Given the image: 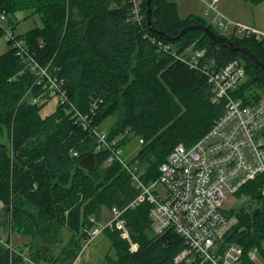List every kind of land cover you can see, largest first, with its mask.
<instances>
[{"label": "trees", "instance_id": "1", "mask_svg": "<svg viewBox=\"0 0 264 264\" xmlns=\"http://www.w3.org/2000/svg\"><path fill=\"white\" fill-rule=\"evenodd\" d=\"M142 6L146 20L140 24L131 16L129 0H0V13L10 16L31 9L42 16V27L16 37L25 38L34 57L50 65L52 75L65 80L70 100L81 110L89 111L92 99H102L95 124L120 116L108 130L110 139L123 146L126 135H140L144 141L130 165L137 166L142 181L150 184L178 144L196 143L225 110V102L215 99L207 75L184 58L188 49L204 50L199 65L211 59L216 66L235 58L244 61L247 78L234 90V96L249 103L264 97V67L248 54L231 50L202 29L176 36L188 25L203 23L235 44L249 47L263 63L264 41L222 34L201 15L182 18L175 1L152 0V25L175 37L168 40L148 25L147 0H142ZM4 36L5 28L0 25V38ZM158 40L170 44L171 49L159 51ZM8 45L0 55V134L5 129L8 132V142L0 141V200L6 216L12 213V228H45L52 235L64 228L71 231L69 242L74 247L64 263L73 264L86 229L93 227L90 217L99 218L104 207L125 208L141 189L123 163L109 161V151L96 148L94 134L72 118L68 105L59 104L54 112L43 115L38 107L43 104L23 97L28 86L31 96L38 95L41 87L35 84L28 61L17 55L11 41ZM262 180L258 176L236 194L249 195L261 206L252 211L242 209L238 221L224 235L226 243L243 246L241 264H255L248 254L254 247L264 260ZM151 208L145 200L124 211L136 251L119 229H105L117 255L107 256L111 264H174V257L185 247L183 237L173 228L155 235ZM41 249L37 248L32 258L50 260L44 255L47 248ZM17 258L14 264H23V257ZM7 261L8 253L0 246V264ZM47 262L58 264L59 260Z\"/></svg>", "mask_w": 264, "mask_h": 264}, {"label": "built area", "instance_id": "2", "mask_svg": "<svg viewBox=\"0 0 264 264\" xmlns=\"http://www.w3.org/2000/svg\"><path fill=\"white\" fill-rule=\"evenodd\" d=\"M129 1L133 20L139 24L145 21L142 0ZM202 1L207 4V13L210 14L211 10L214 12L213 21L224 30L235 26L233 33H244L245 36L264 41V34L238 24L221 13L217 6L220 0ZM0 16L8 18L5 12ZM0 25L3 27L1 22ZM5 36L11 41L17 55L28 61L35 75V84L41 87L40 93L31 96L30 100L40 103L48 93L57 95L60 104L68 105L72 118L94 134L96 148L109 151V161L118 159L123 163L141 189V193L125 208L114 206L111 209L109 222L102 223L100 217H90L93 227L86 229L84 248L107 228L119 229L122 236H129L124 211L148 200L152 204L150 217L153 233L162 235L173 228L183 237L185 247L174 257V264H241L243 246L224 240L226 232L235 224L224 209L227 192L236 195L241 187L261 176L260 190L264 195V97L249 103L233 94L246 77L244 61L235 58L216 66L214 59H211L199 65L204 50H193L192 55L187 50L184 58L192 67L200 68L207 75L215 99L225 102V110L210 131L196 143L191 146L178 144L160 165L157 180L145 184L137 172V166L130 165L124 156L123 146L118 145L116 139L109 138L108 130L95 124L94 116L102 99H92L89 111L81 110L70 100L65 80L52 75L50 65H43L34 57L26 40L16 37L13 26L5 28ZM157 42L159 51L171 49L170 44ZM143 141L141 139V143ZM2 242L23 257V264H42L22 254L12 240ZM248 254L255 264H264L258 247L250 249Z\"/></svg>", "mask_w": 264, "mask_h": 264}, {"label": "rangeland", "instance_id": "3", "mask_svg": "<svg viewBox=\"0 0 264 264\" xmlns=\"http://www.w3.org/2000/svg\"><path fill=\"white\" fill-rule=\"evenodd\" d=\"M172 1L177 2L179 6V14L182 18L189 16L190 13H197V15L204 14V12H207L208 9L207 4H204L202 0ZM217 6L221 12L225 13L234 22L246 27H250L264 34V0L258 4H254L245 0H221ZM31 13L32 10L30 9L19 11L16 14H10V16H8L6 19L1 18L0 16V22L5 28H10L11 26L15 25L16 34H23L33 28L43 26L42 16L39 13ZM213 15L214 12L211 10L210 14L208 13L207 16L204 14L202 17L204 19L207 17L206 21L208 23H213V27L216 31L226 35L233 33L235 26H230L229 30H224L217 22L213 21ZM236 36L243 37L245 34L237 32ZM8 49L9 45L6 36L1 37L0 55L6 52ZM192 53L193 49H188V54L192 55ZM20 72L23 73L25 71L22 70ZM31 94L32 88L31 86H28L23 97L26 98V100L29 99L30 101ZM59 100L60 98L57 95L48 93L43 101L40 102V104H43V106H38L39 110L43 115H48L57 109L58 105L60 104ZM119 117L120 116L118 114L108 117L107 119L103 120L100 127L106 131L109 130L112 126H114V124L116 125ZM122 137L123 136L121 135V138ZM118 138H120V136H118ZM0 141L8 142V132L6 129L0 134ZM123 142L124 156L130 162V160H133L137 156L142 146L141 137L140 135L132 132L129 135H126V138ZM261 204L262 203L258 202L257 200H252L249 195L244 194L238 197L237 195L227 192V198L224 202V209L228 212L229 219L233 222L235 221L234 223H236L238 221L237 213H239L242 209H245L246 211H252V209L261 206ZM232 211L233 214H229V212ZM11 215L12 213L10 211L6 216L5 205L0 200V239H2V241L12 240L14 246L20 248V252L29 257H32L33 253L35 254L37 248H47L44 255H47L50 260H45L43 257H40L41 259L38 260H41L42 264L47 263V261H55V259H57V261L59 260L58 264H65V255L71 248L74 247V244L69 242L72 236L71 231L64 228L59 232L58 235H52L45 228L41 229V231L36 229V227H30L28 230L18 226L12 228ZM99 216L101 220L100 222H109V219L112 217V211L111 209L104 207L100 210ZM147 231L150 236L153 235L151 230ZM128 232H130V229H128ZM122 237L129 242L131 250L136 251L137 246L135 241L132 239L131 232L129 233V236ZM2 241L0 240V246L3 247L8 253L7 264H14L16 261L18 263V254L6 247ZM84 244V241H82L81 245L83 247L80 249L79 256L73 264H111V258L107 256L109 255L112 258L117 257L115 249H111V240L107 236L106 232L96 236L95 239L85 248ZM134 246L136 249H134Z\"/></svg>", "mask_w": 264, "mask_h": 264}, {"label": "water", "instance_id": "4", "mask_svg": "<svg viewBox=\"0 0 264 264\" xmlns=\"http://www.w3.org/2000/svg\"><path fill=\"white\" fill-rule=\"evenodd\" d=\"M147 7H148L147 8L148 25L151 28H153L156 32H158L161 37L166 38L168 40L175 39L174 36L153 27L152 25V0H147ZM191 29H202L203 31L208 33L210 37H212V39H214L215 41L222 43L224 46L230 48L231 50H238V51H242L248 54L253 60H255L257 63H259L260 65L264 67V63L256 57V55L252 52V50L249 47L237 45L228 37L214 33V31H212L209 28V26H207L206 24L194 23V24L188 25L184 27L176 37L180 38L184 33H186L188 30H191Z\"/></svg>", "mask_w": 264, "mask_h": 264}, {"label": "crops", "instance_id": "5", "mask_svg": "<svg viewBox=\"0 0 264 264\" xmlns=\"http://www.w3.org/2000/svg\"><path fill=\"white\" fill-rule=\"evenodd\" d=\"M221 1V0H220ZM245 1H247V0H245ZM249 2H251V1H249ZM251 3H254V2H251ZM205 4V3H204ZM254 4H258V3H254ZM244 7H246V6H244ZM221 13H223V12H221ZM190 14H196L197 15V13H190ZM204 14H205V16H207L208 15V13L207 12H204ZM204 14H198V15H201V16H203ZM225 16H227L225 13H223ZM204 16V17H205ZM228 17V16H227ZM206 19H207V17H206Z\"/></svg>", "mask_w": 264, "mask_h": 264}]
</instances>
